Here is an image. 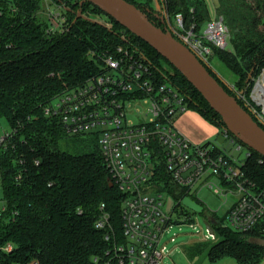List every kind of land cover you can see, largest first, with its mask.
Listing matches in <instances>:
<instances>
[{"label": "trees", "instance_id": "16d2710c", "mask_svg": "<svg viewBox=\"0 0 264 264\" xmlns=\"http://www.w3.org/2000/svg\"><path fill=\"white\" fill-rule=\"evenodd\" d=\"M50 1L63 8L67 18L63 33H47L49 24L38 14L41 0H0V119H5L12 132V138L0 148L4 202L0 264H106L111 242L105 240V231L97 229L96 222L101 214H107L121 242L123 195L116 187H109L110 176L99 147L88 149L69 139L56 120L43 115L44 107L97 75L99 55L130 42L149 61L157 80L169 81L185 95L188 110L219 132L224 126L172 66L93 4L87 0ZM125 1L146 14L155 27L165 30L160 15L148 5ZM160 2L169 18L180 14L184 29L192 28L197 35L201 25L211 20L204 0ZM214 10L228 28L232 51L212 47L210 58H216L236 77L240 91H248L264 69V0H215ZM93 16H103L105 21ZM205 67L236 99L210 63ZM236 101L248 112L243 102ZM67 144L74 150H68ZM259 159L262 157L251 151L244 168L248 176L264 178ZM156 180L158 190L163 184L176 203L188 195L170 181L162 166ZM210 219L215 240L183 246L188 260L204 257L216 262L229 257L238 264L261 262L264 245L250 241L258 239V234L234 232L213 214Z\"/></svg>", "mask_w": 264, "mask_h": 264}, {"label": "built area", "instance_id": "2783aa9c", "mask_svg": "<svg viewBox=\"0 0 264 264\" xmlns=\"http://www.w3.org/2000/svg\"><path fill=\"white\" fill-rule=\"evenodd\" d=\"M58 10L61 12L48 9L47 33L66 31L67 18L61 6ZM162 18L165 30L204 66L209 65L212 47L226 49L229 31L222 18L209 21L200 35L192 28L184 29L181 15L172 21L166 15ZM97 61L99 73L56 96L44 107L43 115L56 120L68 136H96L110 182L123 195L122 241L118 242L107 214H101L96 222V228L104 230L105 240L111 242L106 264H164V259L172 255L162 245L176 222L171 213L165 212L163 193L158 190L156 177L161 166L172 183L186 190L188 195L183 198L203 208L200 215L205 214L204 206L190 194L207 189L225 200L231 198L233 204L224 217L227 228L256 233L264 245V178H252L244 169L251 151L225 128L220 135L237 157L215 144L193 145L177 132L175 119L188 111L185 95L169 81L157 80L149 61L130 42L99 55ZM261 81L251 92L256 106V86ZM247 109L264 127V108ZM135 119L138 121L133 123ZM11 138L12 132L0 137V148ZM258 162L264 165V158ZM182 199L173 210L183 207ZM205 223L213 233L206 228L203 241H214L210 214ZM169 241L174 243L175 239Z\"/></svg>", "mask_w": 264, "mask_h": 264}, {"label": "rangeland", "instance_id": "374dc122", "mask_svg": "<svg viewBox=\"0 0 264 264\" xmlns=\"http://www.w3.org/2000/svg\"><path fill=\"white\" fill-rule=\"evenodd\" d=\"M47 1L48 3L41 0L38 14L41 18H43L45 21L48 22L47 16H48L49 8L53 12L54 11L61 12V11L58 10L59 6L52 3L53 1L52 2L50 0ZM131 1L137 4L148 5L149 9H151L154 12V14L160 15L161 19H163L162 18L163 15H166L162 10V5L160 0H131ZM204 1L208 9L209 17L211 19L210 21L215 20L217 17L214 10L215 0H204ZM138 11L145 17L146 14L142 13L140 10ZM167 17L169 18V16ZM175 17L169 18V20L172 21ZM93 18H95L97 21H102V22L105 21L103 16L101 17L93 16ZM207 23L208 22H205L201 25V34L203 33ZM122 36L123 38H125L124 35ZM226 50L232 51V46L229 43V38L227 40ZM209 61L212 70L216 73L222 85L226 84V87L231 91L232 94L235 95L237 100L243 102L246 108L252 107L256 110L262 108V106H256L255 104H253L250 97L255 84L262 78L264 69L256 77V79L253 82V85L248 91L246 89L240 91L237 87L236 77L231 72H229L216 58H209ZM199 118L200 117H198V114L196 112L188 110L175 119L174 129L179 133L180 130L189 132L191 135L197 136L198 138L202 139L200 144H193V145L199 146L209 142L211 144L217 145L220 148L226 149L227 151L229 150L228 152L230 153V155L237 157L238 153L228 145V142L223 140L219 130L214 125L200 118L204 124L201 123L199 121ZM137 121L138 119H135L133 120V123L134 122L136 123ZM197 122H200L202 125H200ZM10 132L11 129L7 124V122L5 121V119H0V137L9 134ZM69 139L78 140V143L81 146H86L88 149L94 150L95 145L98 147V138L96 136L85 134L78 137L70 136ZM65 146L68 148V150H72V151L74 150L72 149L71 144H67ZM77 148L81 150L83 147L78 146ZM214 184L216 187L219 188V183L217 181H214ZM160 187L163 188V186ZM161 192L163 193L162 195L164 202V210L166 213H171L172 221L176 222L175 224L172 225V228L169 230L168 234L165 236L162 242V245H165L168 250L172 251V255L169 258L164 259L163 261L164 264L166 263L167 264H238L233 258H229V257L222 258L221 260H218L216 262H210L204 257L190 261L182 253L183 246L191 243L203 242L206 231L205 218L207 214L210 215L213 214L214 216H216V218L222 222L223 226L227 228V223L224 220V217L233 204L231 198L228 197V199L225 200V198L219 197L218 195L214 194L212 190L210 191L207 189H203L193 194H190V196L195 201L198 200L204 206L205 214L200 215V214H195L189 211L187 208L181 206L176 208V210H173V208L176 206V202H175L176 200L174 199L173 195H171L170 191L165 187L161 190ZM3 208H4V202L2 201V188L0 183V211H2ZM209 211L212 213H210ZM185 214L188 217H185L184 216ZM171 237L175 239L174 243H171L169 241ZM250 241L262 245V243L256 238H250ZM259 264H264V257Z\"/></svg>", "mask_w": 264, "mask_h": 264}, {"label": "water", "instance_id": "95a60500", "mask_svg": "<svg viewBox=\"0 0 264 264\" xmlns=\"http://www.w3.org/2000/svg\"><path fill=\"white\" fill-rule=\"evenodd\" d=\"M87 1L163 58L198 92L234 138L264 158V129L241 108L234 97L227 94L188 48L166 30L155 27L125 0ZM109 187L113 188L111 182ZM181 204L196 214L203 212L200 205L187 197L182 199ZM205 226L212 234L210 225L205 223Z\"/></svg>", "mask_w": 264, "mask_h": 264}, {"label": "bare ground", "instance_id": "6f19581e", "mask_svg": "<svg viewBox=\"0 0 264 264\" xmlns=\"http://www.w3.org/2000/svg\"><path fill=\"white\" fill-rule=\"evenodd\" d=\"M256 92L258 95V97H256L257 104L264 108V73L262 76V81L256 86Z\"/></svg>", "mask_w": 264, "mask_h": 264}, {"label": "crops", "instance_id": "0c3cea01", "mask_svg": "<svg viewBox=\"0 0 264 264\" xmlns=\"http://www.w3.org/2000/svg\"><path fill=\"white\" fill-rule=\"evenodd\" d=\"M198 117H200L199 115H198ZM201 118V117H200ZM199 118V121L201 122V123H203V121L201 120ZM198 121V120H197ZM200 122H197V123H199L200 125H202ZM204 124V123H203ZM180 133H181V135L182 136H184L187 140H189L192 144H200L201 143V138H198L197 136H193V135H191L189 132H185V131H182V130H180ZM207 143H209V142H207Z\"/></svg>", "mask_w": 264, "mask_h": 264}, {"label": "flooded vegetation", "instance_id": "af4514ba", "mask_svg": "<svg viewBox=\"0 0 264 264\" xmlns=\"http://www.w3.org/2000/svg\"><path fill=\"white\" fill-rule=\"evenodd\" d=\"M162 24H163V21L161 20V24H160V25L162 26ZM260 127H261V126H260ZM261 128H263V129H264V127H261Z\"/></svg>", "mask_w": 264, "mask_h": 264}]
</instances>
